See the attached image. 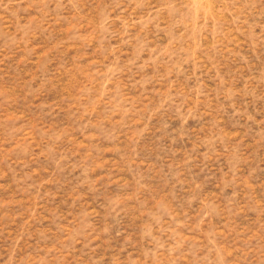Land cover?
Masks as SVG:
<instances>
[{
    "label": "rangeland",
    "instance_id": "rangeland-1",
    "mask_svg": "<svg viewBox=\"0 0 264 264\" xmlns=\"http://www.w3.org/2000/svg\"><path fill=\"white\" fill-rule=\"evenodd\" d=\"M0 264H264V0H0Z\"/></svg>",
    "mask_w": 264,
    "mask_h": 264
}]
</instances>
